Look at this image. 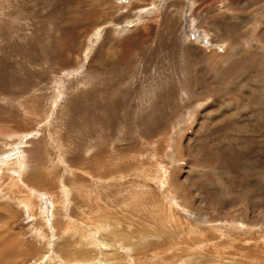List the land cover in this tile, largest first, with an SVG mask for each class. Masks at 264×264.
Instances as JSON below:
<instances>
[{
    "label": "rangeland",
    "instance_id": "rangeland-1",
    "mask_svg": "<svg viewBox=\"0 0 264 264\" xmlns=\"http://www.w3.org/2000/svg\"><path fill=\"white\" fill-rule=\"evenodd\" d=\"M263 27L264 0H0V264H264Z\"/></svg>",
    "mask_w": 264,
    "mask_h": 264
},
{
    "label": "bare ground",
    "instance_id": "bare-ground-1",
    "mask_svg": "<svg viewBox=\"0 0 264 264\" xmlns=\"http://www.w3.org/2000/svg\"><path fill=\"white\" fill-rule=\"evenodd\" d=\"M253 9H254V8H253ZM262 9H263V8H262ZM257 10H258V9H257ZM258 11H259V10H258ZM252 12H253V11H252ZM261 12H263V11L261 10ZM253 15H254V14H253ZM238 16H240V15H238ZM238 16H237V17H238ZM252 20H253V19H252ZM248 21H249V20H248ZM218 26H219V25H218ZM241 27H242V26H241ZM246 28H247V27H246ZM263 28H264V27H263ZM228 30H229V29H228ZM236 30H237V29H236ZM236 30H235V31H236ZM212 31H213V30H212ZM246 31H247V30H246ZM252 31H253V29H252ZM258 31H259V30H258ZM262 31H263V30H262ZM231 32H232V31H231ZM236 32L238 33V31H236ZM247 32H248V31H247ZM254 32H255V31H254ZM254 32H253V33H254ZM203 33H204V32H203ZM237 33H236V34H237ZM239 33H240V32H239ZM205 34H206V33H205ZM231 34H232V33H231ZM234 34H235V33H234ZM249 34H250V33H248V35H249ZM263 34H264V33H263ZM250 35H251V34H250ZM240 36H242V35L240 34ZM246 36H247V35H246ZM257 36H259V35H257ZM260 36H262V35H260ZM261 38H262V37H261ZM263 38H264V37H263ZM263 38H262V40H263ZM243 40H244V39H243ZM245 41H246V40H245ZM256 43H257V42H256ZM244 46H245V45H244ZM230 48H231V47H230ZM252 49H253V48H252ZM243 50H245V49L243 48ZM228 51H229V50H228ZM248 51H249V50H248ZM250 51H251V50H250ZM256 51H257V50H256ZM241 52H242V50H241ZM257 52H258V51H257ZM224 54H225V53H224ZM262 54H263V53H262ZM229 56H230V55H229ZM247 56H249V54H248ZM260 57H261V56H260ZM238 58H239V57H238ZM260 60H261V59H260ZM237 61H238V60H237ZM247 62H248V61H247ZM256 62H257V60H256ZM245 63H246V61H245ZM259 63H260V62H259ZM263 64H264V63H263ZM244 65H245V64H244ZM253 65H254V64H253ZM241 66H243V65H241ZM263 66H264V65H263ZM244 68H245V67H244ZM250 68H251V67H250ZM187 69H188V68H187ZM248 69H249V68H248ZM185 70H186V69H185ZM185 70H184V71H185ZM249 70H250V69H249ZM260 71H261V70H260ZM254 72H255V71H254ZM258 73H259V72H258ZM189 74H190V72H189ZM252 74H254V73H252ZM186 75H187V74H186ZM254 75H256V74H254ZM180 77H181V75H180ZM247 77H248V76H247ZM247 77H246V79H247ZM263 78H264V77H263ZM182 79H183V77H182ZM257 79H258V78H257ZM186 80H187V79H186ZM251 80H252V79H251ZM179 81H180V79H179ZM258 81H259V80H258ZM244 82H245V81H244ZM246 83H247V82H246ZM261 84H262V83H261ZM252 85H253V84H252ZM181 86H182V85H181ZM183 86H184V85H183ZM256 86H257V85H256ZM184 87H185V86H184ZM240 87H241V86H240ZM249 89H250V88H249ZM184 91H185V89H184ZM263 91H264V90H263ZM231 109H232V108H231ZM229 110H230V108H229ZM254 112H256V111H254ZM252 115H253V114H252ZM175 136H176V135H175ZM165 157H166V156H165ZM171 159H172V158H171ZM164 161H165V160H164ZM168 162H169V161H168ZM162 165H163V164H162ZM159 166H160V165H159ZM160 167H161V166H160ZM161 168H162V167H161ZM162 170H166V169L163 168ZM167 171H168V170H167ZM10 172H11V171H10ZM163 173H164V172H163ZM160 174H161V173H160V171H159V175H158V173H157V176H160ZM1 175H2V174H1ZM162 175H163V174H162ZM158 178L161 179L160 177H158ZM161 181H163V180H160V182H161ZM164 181H165V180H164ZM158 182H159V181H158ZM166 182H167V181H166ZM163 183H164V182H163ZM31 192H32V191H31ZM125 205H126V204H125ZM0 213H1V212H0ZM169 213H170V212H169ZM2 215H3V214H2ZM102 217H103V216H102ZM103 218H104V217H103ZM103 218H102V219H103ZM106 218H107V217H106ZM107 220H108V219H107ZM68 221H70V220H68ZM95 221H96V223H99V221H98V222H97V220H95ZM104 221H105V219H104ZM72 222H73V221H72ZM72 222L70 221V224H72ZM91 222H92V221H91ZM102 222H103V221H102ZM65 223H66V222H65ZM92 224H95V222L92 223ZM68 225H69V223H68ZM115 225H117V224H115ZM125 225H126V224H125ZM72 226H73V224H72ZM72 226H71V227H72ZM109 226H110V225H109ZM246 226H247V225H246ZM69 227H70V225H69ZM71 227H70V229H72ZM118 227H119V226H118ZM219 227H220V226H219ZM231 227H232V225H231ZM236 227H237V226H236ZM238 227H239L238 229H240V228L242 229V227L245 228L244 226H240V225H239ZM66 228H67V227H66ZM66 228H65V230H66ZM93 228H95V227L93 226ZM115 228H116V227H115ZM68 229H69V228H68ZM68 229H67V230H68ZM165 229H166V228H165ZM94 230H95V229H94ZM137 230H138V229H137ZM138 231H139V230H138ZM68 232H69V231H68ZM82 232H83V231H82ZM105 232H106V231H105ZM260 232H262V231H260ZM128 233H130V232H128ZM157 233H158V232H157ZM190 233H191V232H190ZM263 234H264V233H263ZM112 235H114V234H112ZM115 235H116V234H115ZM157 236H158V235H157ZM261 236H262V235H261ZM90 237H91V236H90ZM90 237H89V238H90ZM86 238H87V237H86ZM89 238H88V241H90ZM149 238H151V237H148L147 242H149ZM160 238H161V237H160ZM263 238H264V235H263ZM87 243H88V242H87ZM90 245H91V244H90ZM263 245H264V244H263ZM154 247H155V246H154ZM169 249H171V248H169ZM66 250H67V249H66ZM70 250H71V249H70ZM161 250H162V249H161ZM67 251H68V250H67ZM167 251H169V250H167ZM164 252H165V251H164ZM63 253H64V252H63ZM74 253H75V252H74ZM84 253H85V252H84ZM71 255H72V254H71ZM160 256H161V254H160ZM162 259H163V258H162ZM57 260H59V258H58ZM158 260H159V259H158ZM159 261H161V259H160ZM79 264H80V263H79ZM84 264H85V263H84Z\"/></svg>",
    "mask_w": 264,
    "mask_h": 264
}]
</instances>
